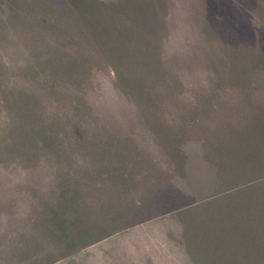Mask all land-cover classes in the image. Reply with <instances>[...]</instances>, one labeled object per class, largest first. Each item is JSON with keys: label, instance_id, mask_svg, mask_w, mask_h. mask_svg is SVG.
Wrapping results in <instances>:
<instances>
[{"label": "rangeland", "instance_id": "obj_1", "mask_svg": "<svg viewBox=\"0 0 264 264\" xmlns=\"http://www.w3.org/2000/svg\"><path fill=\"white\" fill-rule=\"evenodd\" d=\"M0 264H264V0H0Z\"/></svg>", "mask_w": 264, "mask_h": 264}]
</instances>
